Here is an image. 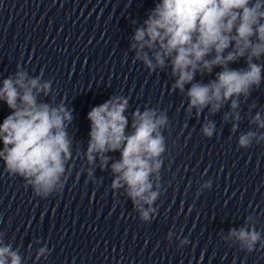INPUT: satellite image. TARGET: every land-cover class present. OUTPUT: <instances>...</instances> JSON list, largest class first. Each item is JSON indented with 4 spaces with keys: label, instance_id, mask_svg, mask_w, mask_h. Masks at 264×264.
I'll use <instances>...</instances> for the list:
<instances>
[{
    "label": "clouds",
    "instance_id": "1",
    "mask_svg": "<svg viewBox=\"0 0 264 264\" xmlns=\"http://www.w3.org/2000/svg\"><path fill=\"white\" fill-rule=\"evenodd\" d=\"M132 40L133 60L142 62L149 72L170 68L172 89L186 96L187 111L195 110L197 116L205 109L215 114L230 105L223 119L238 121L241 98L246 100L264 82V64L257 62L264 57V0H158L143 25L135 29ZM241 59L245 67H231ZM216 68L220 71L207 83L195 79L198 73L212 74ZM51 85L50 80L18 70L0 86V101L11 110L0 124V159L9 175L22 177L25 187H31L40 198L63 190L66 161L71 155L66 130L73 119L71 112L63 104L53 106L38 100L41 94L52 93ZM128 107L129 100L116 95L88 112L87 161L94 165L99 157L104 169L110 159L107 153L119 152L120 159L111 164V188L123 189L140 220L150 222L160 196L157 181L166 152L162 133L169 119L164 111L136 109L132 131L126 133ZM249 123L264 129L260 112ZM237 128L233 123V132ZM201 132L213 137L215 122L207 121ZM254 141H264V132L240 134L238 147L247 149ZM88 175L92 176L91 170ZM203 187L211 188V181ZM4 236L0 232V264H24V257L11 243H5ZM225 239L249 253L258 244L264 247V236L252 225L230 229ZM186 243L187 239L182 240L181 246ZM50 252L47 246L40 247L36 260L47 259Z\"/></svg>",
    "mask_w": 264,
    "mask_h": 264
}]
</instances>
